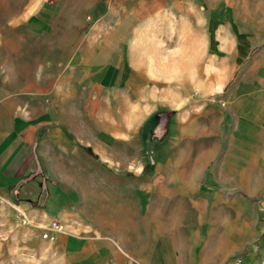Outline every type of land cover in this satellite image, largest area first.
Listing matches in <instances>:
<instances>
[{
	"label": "crops",
	"instance_id": "1",
	"mask_svg": "<svg viewBox=\"0 0 264 264\" xmlns=\"http://www.w3.org/2000/svg\"><path fill=\"white\" fill-rule=\"evenodd\" d=\"M195 3L105 0L61 70L18 83L0 77V199L17 195L15 207L32 223L68 224L58 239L68 264L264 257V51L261 76L243 80L233 109L241 122L227 129V145L219 110L197 109L188 123L185 109L159 107L143 90V68L158 66L147 53L163 52L171 34L167 19L186 20ZM188 15L191 34L178 36L190 35V49L201 50L203 12ZM179 48L188 49L185 38ZM236 181L262 189L256 209L224 196Z\"/></svg>",
	"mask_w": 264,
	"mask_h": 264
},
{
	"label": "rangeland",
	"instance_id": "2",
	"mask_svg": "<svg viewBox=\"0 0 264 264\" xmlns=\"http://www.w3.org/2000/svg\"><path fill=\"white\" fill-rule=\"evenodd\" d=\"M195 2L187 7L191 13L198 9L203 12L201 50L198 44L197 51L190 49L194 43L190 35L178 36L183 30L191 34L194 20L190 19L189 12L184 21L167 19L171 34L164 39L163 52L147 53L151 63L158 66L143 68L147 79L143 90L159 107L185 109L188 123L194 121L197 109L219 110V126L223 131L220 139L227 145L234 134L227 129L241 122L233 109L244 91L243 80L250 75L251 78L261 76L262 0ZM105 10L98 0H0V77L7 76L18 83L61 70L68 46L91 27L93 21L88 17ZM213 11L217 15L209 20ZM184 38L188 48L185 52L179 50ZM259 62L260 66L250 74V69ZM211 116L206 117L208 122ZM187 135L188 139L196 138L194 132L188 131ZM253 152L259 154V147ZM150 168L153 170L151 165L145 170L152 171ZM261 194L262 189L242 188L237 181L232 191H224L225 197L245 198L254 209L262 202ZM11 199H0V264H68L58 240L68 231V224L61 223L65 230L56 234L54 241L44 238L55 220L32 223ZM78 230L81 233L74 232ZM70 231L76 235L84 233L81 228Z\"/></svg>",
	"mask_w": 264,
	"mask_h": 264
},
{
	"label": "built area",
	"instance_id": "3",
	"mask_svg": "<svg viewBox=\"0 0 264 264\" xmlns=\"http://www.w3.org/2000/svg\"><path fill=\"white\" fill-rule=\"evenodd\" d=\"M100 3H103L105 2V0H98ZM88 20L89 21H93V18L92 17H88ZM23 218V223L26 224V219L24 218V216H22ZM65 226L62 225L60 222H57V221H53L50 223V226L49 228L47 229L48 230V233H46L44 235V238H47V239H50L52 241H54L56 239V234H60V233H63L64 232V229ZM233 264H243V259L241 257H236L233 261ZM253 264H264V257L261 258L259 261L257 262H254Z\"/></svg>",
	"mask_w": 264,
	"mask_h": 264
},
{
	"label": "water",
	"instance_id": "4",
	"mask_svg": "<svg viewBox=\"0 0 264 264\" xmlns=\"http://www.w3.org/2000/svg\"><path fill=\"white\" fill-rule=\"evenodd\" d=\"M11 198L16 205H20V200L17 199V195L12 194Z\"/></svg>",
	"mask_w": 264,
	"mask_h": 264
}]
</instances>
